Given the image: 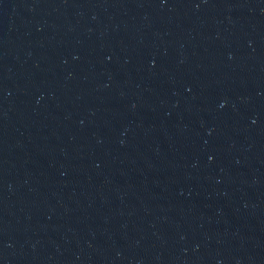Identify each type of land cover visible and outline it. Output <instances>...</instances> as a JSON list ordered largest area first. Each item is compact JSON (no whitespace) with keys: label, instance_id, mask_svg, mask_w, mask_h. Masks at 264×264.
<instances>
[{"label":"water","instance_id":"1","mask_svg":"<svg viewBox=\"0 0 264 264\" xmlns=\"http://www.w3.org/2000/svg\"><path fill=\"white\" fill-rule=\"evenodd\" d=\"M0 264H264V0H0Z\"/></svg>","mask_w":264,"mask_h":264}]
</instances>
